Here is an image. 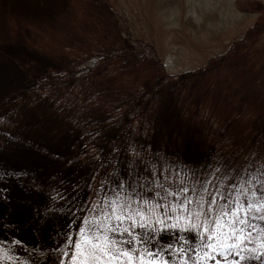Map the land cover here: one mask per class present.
Returning a JSON list of instances; mask_svg holds the SVG:
<instances>
[{
    "label": "rangeland",
    "instance_id": "374dc122",
    "mask_svg": "<svg viewBox=\"0 0 264 264\" xmlns=\"http://www.w3.org/2000/svg\"><path fill=\"white\" fill-rule=\"evenodd\" d=\"M140 1L145 4V0H136L137 9L141 7ZM178 1H186L185 7L175 8L179 17L183 10L186 14L192 12L200 25L204 17L210 16L212 23L207 28L215 32L210 41L212 48L223 42L237 20L245 27L264 19V5L257 0ZM124 2L111 0L109 4ZM115 27L110 10L102 0H0V264H50L55 255L52 246L59 242L56 233L71 219L67 215L69 209L76 217L71 224L73 239H80L79 227L89 215L90 203L96 202L93 193L101 196L104 193L100 184L92 190L93 177L89 176L88 167L105 149L108 150L103 154L106 166L100 183L108 181V187L114 188L116 181L135 182L138 192H143L139 184H144L145 189H152L144 198L151 201L157 215L156 206L165 203L161 199L165 193L143 180L144 176L149 180L158 179L168 191L179 193L181 186L189 188L188 192L168 196L167 200L175 206L184 197H191L194 203L188 207L192 209L196 208V198L205 183L208 187V192L203 193L205 209L210 195L216 196L219 205L223 197L232 199L229 188L239 193L241 189L235 186L242 182L241 177L255 175L264 183V136L249 137L245 133L246 118L240 117L247 110L264 111V94L248 92L252 89L253 72L251 67H246L248 56L243 44L236 45L222 61H211V73L204 75L206 86L198 96L194 92L188 97L177 85L164 89L161 85L163 93L149 109L140 138L129 131L123 132L127 138L117 136L115 120L111 116L105 120V113L100 114L112 109L122 98L117 91L120 74L113 78L105 75L98 80L90 77L83 90L92 87V92L102 94L93 98L81 96L76 103L69 100V91L76 95L79 91L71 84L62 87L58 77L69 66L67 54L74 45L72 41L94 29L111 37ZM165 28L169 30L168 26ZM259 34L250 32V39ZM171 48L177 51L167 58V67L172 72H183L191 67L189 64L202 66L201 49L190 54L173 45ZM123 62L127 63V58ZM121 63L116 61L108 69L113 67L117 71ZM143 64L150 69L149 63L140 62ZM132 69L142 82L158 78V74H149L141 66ZM246 80L249 82L244 85ZM207 94L202 105L201 100ZM238 99L241 104L236 106ZM231 100L234 108L230 107ZM200 107L213 109L214 117L203 114L195 121L192 114ZM238 108L243 110L236 112ZM130 148L140 156L130 154ZM131 161L135 167H129ZM148 161L156 164L155 178L151 169L145 170ZM192 171L199 182L191 175ZM193 187L196 192L191 190ZM248 198L257 204L264 203V197L252 196L251 192L247 197L240 196V202ZM233 207L239 208L240 203ZM172 214L174 220L169 223L178 221L185 226L189 223L184 210L177 209ZM253 215L256 219L241 212L240 218L249 222L239 225L229 215V225L243 231L237 233L235 241H228L222 238L228 231L225 228L217 243L237 246L203 264H264V220L259 218L264 216V210ZM180 236L188 239L190 245L199 243L194 232L179 229L158 234V240L161 245L178 243ZM64 264H72L70 256L64 258ZM169 264L182 262L178 258L169 259ZM187 264H195L191 252Z\"/></svg>",
    "mask_w": 264,
    "mask_h": 264
},
{
    "label": "trees",
    "instance_id": "16d2710c",
    "mask_svg": "<svg viewBox=\"0 0 264 264\" xmlns=\"http://www.w3.org/2000/svg\"><path fill=\"white\" fill-rule=\"evenodd\" d=\"M102 1L107 4L116 23L114 34L109 37L107 33L101 35L94 29L93 31L89 30V34L83 33L80 38H76L77 41L73 40L74 45L70 53L67 54L69 66L67 71L58 77V83L62 87H68L71 84L74 89L79 91L78 95L71 91L67 93L69 100L72 99L76 103V99L78 100L81 96L93 98V95L100 96L102 94L92 92V87L83 90V85L87 83L90 77L98 80L105 75H110L113 78L120 74L121 80L118 81L119 88L117 91L121 92L122 98H119L118 103L112 109H106L100 113H105V120L110 119V116L115 120L117 136L124 135L127 138L125 133L129 131V133H136V138H140L139 136H141L149 116V109L161 97L162 88L177 85L182 87L183 92L188 93V97L194 92L197 96L202 93L203 86H206L204 75L211 73L209 65L211 61H222L238 44L244 45L248 56L245 64L246 67H251L253 72L252 89L250 87L248 92L264 94V19L262 21L257 20L245 27L242 26V23L237 22L240 20H237L233 30L223 38V42L212 48L210 41L215 36V32L207 28L212 23L208 19L210 16L204 17L203 23L199 25L192 12L186 14L183 10L181 17L177 15L175 8L178 6L185 7L186 1L181 3L178 0H165L161 3L159 0H145V4L140 1L141 7L139 9L135 7L136 0H123L124 3L116 5L109 4L111 0ZM241 1L251 0H238V2ZM257 1L264 5V0ZM214 18L218 19L217 12L214 14ZM166 26L169 27V30L165 28ZM256 31L260 33L259 37L252 35L250 39L249 33ZM208 43L210 44L207 45ZM172 45L186 50L190 54L196 49H201L204 57L200 62L202 66L198 68V66L189 64L191 67L186 68L183 72H172L167 67L168 56L173 51L174 53L177 52L171 48ZM126 58L128 62L124 63ZM116 61L122 62L119 69L117 71L113 67L108 69V65H112ZM142 61L149 63L150 69H146L148 66L145 64L140 65ZM122 65L126 67L123 68ZM139 66L142 70L146 69L149 74H158L157 80L140 81L138 74L132 69H139ZM201 71L203 73L199 75ZM124 72H127L133 80L127 78ZM248 82L249 80H246L243 83L246 85ZM161 85L163 87L159 88ZM189 88L191 89L189 90ZM212 90L213 86L210 88V91ZM206 97L208 94L202 98V105L205 104L204 99ZM127 98L130 99L127 100ZM238 101V103L234 101L236 106L241 104V100L238 99ZM219 104L224 105L223 102ZM230 107L234 108L232 100ZM209 109V107L198 108L192 114L194 120L199 121L203 114H208L207 116L213 118L215 112L213 109ZM242 110L238 108L236 112ZM246 113V115L244 113L240 116L246 118L245 133L252 138L264 136V111L250 113L247 110ZM230 150L233 151L234 149L231 147ZM107 151L105 149L102 154L97 155L88 167L89 176L91 174L93 177L92 190L99 187L100 177L106 166L103 154H106Z\"/></svg>",
    "mask_w": 264,
    "mask_h": 264
},
{
    "label": "snow or ice",
    "instance_id": "6c2138e0",
    "mask_svg": "<svg viewBox=\"0 0 264 264\" xmlns=\"http://www.w3.org/2000/svg\"><path fill=\"white\" fill-rule=\"evenodd\" d=\"M129 151L136 157L140 156V153L136 152L134 148H130ZM129 167H135V162L131 161ZM149 169L155 178L156 164L152 161L146 162L145 170ZM191 175L199 182L194 171L191 172ZM142 179L153 184L154 187L164 190L165 195L161 199L165 203L156 206L159 209L158 215L154 211L151 201L144 198V194L150 192L151 188L145 189L144 184L141 183L139 187L143 192H138L135 182L128 184L123 180L114 182L115 187L109 188L108 181H101L100 188L104 189V193L102 196L93 193L96 202L90 203L87 209L89 215L84 220L83 226L79 227L80 239L78 240H74L72 236L71 224L76 217L72 216L71 209H69L67 215L71 216V219L60 226L56 233L59 242L52 246V252L55 255L51 257L50 264H64V258L68 256L71 257L72 264H169V259L177 258L182 264H187L189 252L195 258V264H203L205 260H213L216 254H227L231 248L237 246L235 243H217L221 240V233L225 228L228 231L224 232L222 238L228 241H235L237 233L243 231L235 225H229L227 221L229 215H233L236 225H239L249 222L240 218L241 212L245 216H251V219H256L253 212L258 214L264 210V203L257 204L251 198L240 202V196L247 197L249 192L252 196L264 197V183L255 175H250L247 179L241 177L242 182L235 186L241 191L236 193L229 188L228 191L231 193L232 199L223 197L222 204L217 205L216 196L210 195L207 209L204 206L205 196L203 194L208 192L206 183L200 190L201 194L196 198V208L192 209L188 207L194 203L191 197H184L175 206L167 200L168 196L186 193L189 188L181 186L179 193H176L164 188L158 179L149 180L147 176ZM183 184L184 179L181 178V185ZM191 190L197 191L195 187ZM156 194L160 195L159 192ZM236 203H240L239 208L233 207ZM177 209L186 212L189 218V223L186 226L178 221L169 223L174 220L172 213ZM213 214H215L214 218ZM183 218L182 214L181 219ZM259 218L264 220V216ZM209 224L211 227H207ZM136 229L141 231L137 232ZM170 229L194 232L199 237V243L190 245L188 239L180 236L178 243L161 245L158 234L168 232ZM209 232L211 234L206 235ZM171 235L176 234L171 233ZM221 249H223V253L220 252Z\"/></svg>",
    "mask_w": 264,
    "mask_h": 264
}]
</instances>
